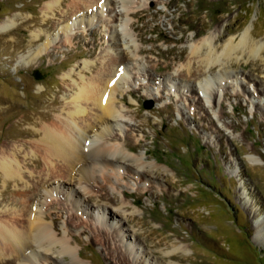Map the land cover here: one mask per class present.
<instances>
[{
	"label": "rangeland",
	"instance_id": "374dc122",
	"mask_svg": "<svg viewBox=\"0 0 264 264\" xmlns=\"http://www.w3.org/2000/svg\"><path fill=\"white\" fill-rule=\"evenodd\" d=\"M47 1L0 0V20L15 17L11 29L0 31V97L8 98L0 105V109L4 108L0 110V147L13 137L21 148L29 149L33 137L23 132L35 128L37 120L47 119L39 118L40 111L58 113L70 92L67 80L61 76L85 59L95 62L81 75L95 74L102 49L112 44L113 53L126 56L132 69L130 81L121 84L118 93L130 105L117 102L126 118L112 129V136L119 137L123 144H131L133 151L128 154L142 156L148 169L150 164L161 167H154L149 173L153 177L144 179L130 173L131 169L121 168L123 177L103 189L108 192L106 199L88 200L75 181L63 182L65 186H60V190L55 187L56 197L51 196L59 203L50 202L45 207L51 212L45 221L50 222L52 216L59 214L55 223L58 233L68 237L90 264H143L138 261V250L148 258L146 264H168L169 260L182 264H264V247L257 245L254 238L256 220H264L262 63L260 58L236 51L232 54L234 59L225 66L214 64L208 69L199 59L202 54L195 59L190 52V48L201 45L200 40L213 36L214 53H220L225 37L235 34L234 43L237 42L251 22L252 38L263 43L264 0H134L133 4L146 8L142 14L138 11L127 16L122 5L117 8L122 12L120 40L111 39L106 26L108 11L101 12L99 5H93L91 11L103 16L89 28L63 18L71 9V0L46 12ZM39 31L38 39H33ZM94 31L101 36V42L90 54L85 48L92 44L86 41L100 40ZM45 41L50 44L44 52L22 68L19 57L29 55L33 47ZM141 47L154 51L139 53ZM178 52L181 58L172 60ZM166 63L168 68L164 69ZM156 64L163 70L156 69ZM187 66L213 77L225 71L221 81L215 79L207 100L201 104L196 101L197 96L206 93L192 86L193 76L183 75ZM138 68L151 73L153 81L135 86L142 74ZM160 90L164 96L156 99L144 95H158ZM7 104L12 106L8 109ZM135 110H139L137 116ZM249 156L257 158L256 162L252 163ZM30 178L29 182H33L34 178ZM3 182L0 171V217L22 207L20 202L10 200L18 194L21 184ZM92 184L98 188L99 182ZM66 187L85 200V209L70 205V188ZM104 235H108V241ZM175 240L185 244L190 252H179L163 260L156 257ZM180 253L182 256H178ZM49 254L56 257V253ZM48 259L41 257L35 262L54 264ZM68 259L59 255L58 262L65 264Z\"/></svg>",
	"mask_w": 264,
	"mask_h": 264
},
{
	"label": "bare ground",
	"instance_id": "6f19581e",
	"mask_svg": "<svg viewBox=\"0 0 264 264\" xmlns=\"http://www.w3.org/2000/svg\"><path fill=\"white\" fill-rule=\"evenodd\" d=\"M62 2L64 0H49L44 3V10L46 12L51 11ZM133 3L134 0H71V9L63 15V18L73 21L76 20L80 24L91 28L94 25L93 23L96 22L95 20L103 16L101 13L91 11L93 5H99L101 12L108 11L109 18L107 19L106 26L109 27L108 31L111 34V39L120 40V37L123 36V33L121 35V29H119L122 12L120 9L119 12L117 8L122 5L126 16L138 11H141L142 14V11L146 8L141 6L140 3ZM14 19V16L3 17L0 20V31L4 32L11 29L15 23ZM252 26L253 22L248 24L235 43L234 40L237 38L235 34L225 37L226 39L220 53H214L215 46L211 43L213 36H206L200 40V46L190 48L191 55L196 59L202 54V57L199 59L210 69L214 64L220 67L225 66L232 58L234 59L232 54L239 51L253 58H260L261 66L264 69V41L262 43L260 40L252 38ZM120 27L123 29L126 28L124 26ZM39 33L41 32L39 31L35 34L33 39H38L37 35ZM93 33L94 36L97 35V32L94 31ZM125 36L127 35L125 34ZM97 38L100 40L95 41L92 38L90 41H86V44L91 43L92 46L91 48H85V51L90 54L93 52L95 45L101 42V36L98 37L97 35ZM49 44V41H45L44 44L33 47L34 50L32 53L19 57L18 64L22 68L27 67L35 55L40 56ZM201 47H203V50H201ZM102 50L97 59L100 60V66L95 71V74H91L88 77L81 75L80 72L90 70L95 62V60L85 59L76 64L75 69L72 68L68 73L61 76L62 79L67 80L66 87L69 88L70 92L65 96L66 99H63L61 110L58 113L53 114L49 111H40L39 118L47 119L37 120V126L35 128L23 132V135L33 137L30 140L29 149L21 148V146L15 143V138L13 137L8 138V142L6 144L3 143L0 147V171L4 180L3 183L5 184V182L12 180L16 185L18 183L21 184L18 194L16 192L10 200L20 202L22 206L18 209V212L14 209L13 214L8 213L0 217V264H37L35 260L41 257L50 258L54 261V264H59V255L62 259H64V256L69 257L64 262L65 264H90L81 257L80 250L75 249L68 237L65 235L60 236L58 233L59 230L55 223L59 214L58 216H52L50 222L44 219L51 213L45 210L46 205L59 203V200L51 199V196H55V187L58 186L60 190V186H65L63 182L72 184L75 181L82 194H86L88 200L94 197L106 199L108 192L103 191V189H106V185L113 184L123 175L120 173L121 168L131 169V172L129 171L130 173L144 179L152 176L149 173L153 171L152 169L154 167L156 169L161 167L158 163L150 164L148 169V166L143 165V161L145 160L142 159V156H130L128 154L130 151H133L131 144H123L118 140L119 137L112 136V129L120 126V122L124 121L123 118H126V113L117 102L121 100L130 105V102H127L118 93H121L119 92L120 87H122L120 85L130 81L132 69L128 67L126 56L122 55L118 57L119 55L113 53L115 51H112V44H108ZM137 51L139 53H145L153 52L154 49L141 47ZM180 53L178 52L173 56L172 60L181 58ZM191 55L189 54V56ZM199 66H202V64ZM155 68L161 71L163 70L159 64H156ZM163 68H168V64H164ZM138 70L142 74L138 78L139 82L138 79L135 82V86L142 87L144 83L153 81L151 73L147 70H140V68ZM75 71H77V74ZM224 74L225 71L213 77L204 73L202 74V72L196 71L189 66L185 68V72L183 73L186 78L193 76L195 83L192 86H197L198 90L200 89L206 93L203 97L200 94L197 96L196 101H199L198 104H201L200 101L203 102L204 99L207 100L213 82L215 79L221 81ZM142 76H145L147 80L145 81ZM187 87L191 88V85ZM128 90L131 93L135 91ZM163 93V90H160L158 95H153V93H144V95L156 99V96H164ZM7 100V97H0V105L2 106ZM11 106V104H7L8 109ZM3 109L1 107L0 110ZM138 113L139 110H135L134 114L136 116ZM1 115L2 111L0 114V123L2 120ZM208 121L213 123L211 118H208ZM144 153L147 152L145 151ZM248 158L252 163H255L257 160L253 156H249ZM128 161H131V163ZM29 166H32V168H28ZM75 172H77V175H74ZM30 177L34 178L33 182H29ZM93 182H99L98 188H93ZM51 185L54 187H51ZM66 188L69 189L70 187ZM69 193L70 195L67 199L70 201V205H76L78 208L83 206L82 209L86 208L87 204L85 200L79 198V195L73 189L70 188ZM123 194H125L124 191ZM113 202L115 203V201ZM250 210H252L251 207ZM109 214L110 218H112L111 213ZM14 215L20 217L17 219ZM256 221L257 225L254 232L255 242L260 247H264V220L260 221L258 219ZM116 233L118 235L120 234L118 230H116ZM104 236V240L108 241V235ZM178 240H175L176 243L172 244L168 249H162V251L160 249L161 255L159 254L160 256L156 257L160 259L163 257L168 258L172 255H177L179 252L187 255L190 251H188L185 244ZM49 252L51 254L56 253V257L54 258L52 255V257L50 254L48 255ZM181 253L178 256H182ZM121 257L126 261L122 255ZM144 257L145 255H142L141 251L138 250V261L146 264L145 262L148 261V258ZM8 261L10 262L8 263ZM168 262V264H182L178 261L173 262L169 260Z\"/></svg>",
	"mask_w": 264,
	"mask_h": 264
}]
</instances>
